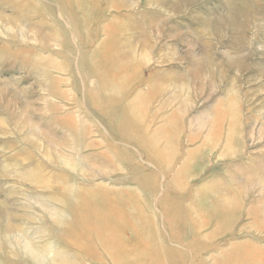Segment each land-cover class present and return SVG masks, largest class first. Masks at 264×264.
<instances>
[{
	"label": "rangeland",
	"instance_id": "rangeland-1",
	"mask_svg": "<svg viewBox=\"0 0 264 264\" xmlns=\"http://www.w3.org/2000/svg\"><path fill=\"white\" fill-rule=\"evenodd\" d=\"M0 264H264V0H0Z\"/></svg>",
	"mask_w": 264,
	"mask_h": 264
}]
</instances>
